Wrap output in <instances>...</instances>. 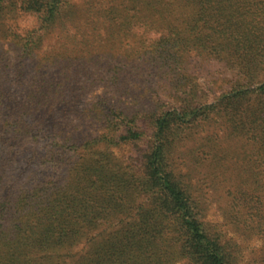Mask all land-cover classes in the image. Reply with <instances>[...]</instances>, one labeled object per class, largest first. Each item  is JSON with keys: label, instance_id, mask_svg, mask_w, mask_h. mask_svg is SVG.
I'll return each instance as SVG.
<instances>
[{"label": "trees", "instance_id": "obj_1", "mask_svg": "<svg viewBox=\"0 0 264 264\" xmlns=\"http://www.w3.org/2000/svg\"><path fill=\"white\" fill-rule=\"evenodd\" d=\"M258 8L254 0H0V264H162L170 248L189 264H232L235 251L200 220L171 154L177 148L206 170L213 149L195 146L213 136L200 123L251 111L257 120L240 126L244 147L253 140L258 150L246 159L264 165ZM16 10L34 24L9 23ZM233 57L237 78L209 101L197 67ZM141 143L137 157L113 151ZM262 174L252 173L254 185H264ZM229 202L240 222L249 215L245 229L264 236L254 214L240 211L247 197ZM109 218L121 225L116 242L91 237L89 250L73 251ZM260 254L264 264V246Z\"/></svg>", "mask_w": 264, "mask_h": 264}, {"label": "rangeland", "instance_id": "obj_2", "mask_svg": "<svg viewBox=\"0 0 264 264\" xmlns=\"http://www.w3.org/2000/svg\"><path fill=\"white\" fill-rule=\"evenodd\" d=\"M248 1V0H247ZM259 7L258 12L264 10V0H254ZM264 18V13L260 18ZM9 23H12L19 30L27 29L34 24L32 17L22 13L21 11H12L9 14ZM256 28H253V31H256L255 34L261 36L263 42L261 43L264 47V27H260L259 24L256 25ZM249 29V26L247 25ZM257 40V39H256ZM264 51V49H262ZM228 59V58H227ZM198 62V59H195ZM234 61H237L235 57L232 60H225L223 66L216 59H212L207 63V67L203 66L197 67V75L199 78V83L201 88L205 93L204 97H207L209 101H213L214 97L219 95L221 90H225L231 84L232 79V68L237 66ZM207 70V71H206ZM264 74H261L259 80L264 79ZM206 80V81H204ZM259 80L255 81L251 88L255 89L261 82ZM205 83H208V87ZM252 98H255L253 95ZM254 103L255 101H250ZM251 111L242 113H234L233 118H229L227 115H222L218 118H210L208 121H203L198 126L197 131L204 133L206 135H212L213 138L208 140L205 146L196 145L195 147H201L205 149H213V154L208 155V162L206 164V170L201 171L200 168H195L194 166L197 163L196 159H193L191 162H186L179 157L178 149L175 148L174 152L171 154V164L177 178L181 181V185L185 186V189L190 192L192 197L196 202V212L199 215V218L203 223L210 229L214 228L217 232L221 233L220 237L223 242L227 243L233 251H235L236 260L232 264H260L261 260V249L264 246V236L258 233H252L245 229L248 225V213L254 214L253 218L258 221L259 226L264 227V216H257L260 213L264 214V185H254L252 182V173L254 171L262 170L264 176V165L251 164L247 162L246 155L255 154L254 151H257L258 148L254 146L253 140L250 142V145L244 147L246 131L241 130L240 123L245 121L250 123L253 120H257L256 117L260 114L250 115ZM259 120V119H258ZM229 125L233 127L232 131L229 128ZM174 127L171 129V133L174 131ZM241 130V131H239ZM247 136L250 138L253 135L252 131H247ZM199 133V134H200ZM197 134V132H196ZM151 135V132H147V136ZM148 141L150 136H148ZM210 141H213L212 143ZM147 143V142H146ZM175 143L174 145H177ZM145 148V143H141L140 146H129L121 149L114 148L113 151L121 158L137 157L140 154V151ZM264 152V150H263ZM196 151L190 154V156H195ZM262 153V152H261ZM257 158V156H256ZM186 164H185V163ZM264 164V162H263ZM221 165L222 168L219 166ZM194 167V168H192ZM192 168L190 171L189 169ZM186 171H189V175H184ZM50 178H56V173L50 171L48 174ZM261 175V176H262ZM261 176L259 178H261ZM216 178L215 180L213 178ZM258 178V179H259ZM240 184H235V182ZM243 199L247 197L249 204L243 203V209H240L242 213H246L248 216H243L240 222V218H235L233 209H228L229 201L234 197ZM253 197L255 198L252 202ZM260 199L261 202H259ZM138 204L142 203V200L138 198ZM138 206H134L135 209ZM129 217V215H128ZM261 217V219H260ZM247 220V223L245 222ZM255 221V225H257ZM97 228L92 232L84 235L78 244L73 248V251L84 253L90 249V238L94 237L93 240L101 239L102 237L108 238L112 236L111 240L116 242L119 239L120 232L117 233V230H120V224L118 220L114 218H109L108 220L97 221ZM171 231V230H169ZM108 234V235H107ZM88 235V236H87ZM177 235L173 232H168L164 235L166 244H172L175 242V237ZM91 240V243L92 241ZM161 240V239H160ZM162 242V240H161ZM163 244V243H162ZM167 246V245H166ZM163 246V248H166ZM164 250V249H163ZM174 250V251H173ZM170 248L172 256L163 260L162 264H189L186 262V258L181 257L178 254H174L176 251L173 248ZM156 251V250H154ZM130 252L134 255L138 250L130 249ZM129 252V253H130ZM135 258V256H133ZM131 258L132 260L134 258ZM138 261H140L138 259ZM129 264H136L135 261L130 262Z\"/></svg>", "mask_w": 264, "mask_h": 264}]
</instances>
